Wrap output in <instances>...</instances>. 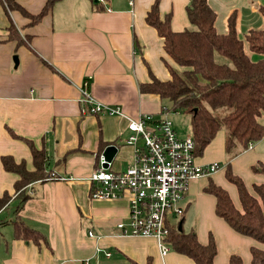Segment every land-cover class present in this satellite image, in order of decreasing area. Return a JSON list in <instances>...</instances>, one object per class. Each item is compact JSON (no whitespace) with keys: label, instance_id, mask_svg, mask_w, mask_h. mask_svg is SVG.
Instances as JSON below:
<instances>
[{"label":"crops","instance_id":"1","mask_svg":"<svg viewBox=\"0 0 264 264\" xmlns=\"http://www.w3.org/2000/svg\"><path fill=\"white\" fill-rule=\"evenodd\" d=\"M15 1L31 15H37L46 3ZM154 1L59 0L34 22L0 3V158L12 156L31 170V154L23 140L27 139L37 149H45L47 170L61 178L27 186L28 198L19 210L13 196L0 211V264H130L131 260L146 264L149 259L152 264H194L170 250L161 257L152 238L120 234L116 225L127 220L129 195L105 200L89 195V178L99 159L104 161L105 149H116L108 162L116 172L131 164L134 148L127 144L126 119L86 112L80 92L84 82L87 95L118 106L125 117L151 115L159 119L168 113L158 96L138 89L151 76L168 80L165 62L182 71L165 54L163 39L145 22ZM190 2L158 0L159 15L170 16L172 31L195 30L186 14ZM207 2L215 13L216 33L225 34L228 18L235 15L236 35L244 42V51L251 61L259 60V55L248 50L244 37L251 30H264L259 11L264 0ZM214 59L228 63L218 54ZM187 120L189 124L188 116ZM258 122L264 126V115ZM257 162L264 163V138L230 160L232 172L250 192L252 185L264 184V175L251 172ZM196 163H218L221 168L190 181L184 222L186 215L187 224L196 222L195 233L201 244L207 243L209 234L213 236L217 247L213 264H226L231 255L251 264L250 248L264 246L232 231L216 216L213 196L203 191L211 178L239 209L236 189L224 177L223 131L197 156ZM15 179L16 175L4 171L0 162V195L13 194ZM17 216L44 239L38 243L14 239L10 223ZM105 252L110 253L109 258Z\"/></svg>","mask_w":264,"mask_h":264},{"label":"trees","instance_id":"2","mask_svg":"<svg viewBox=\"0 0 264 264\" xmlns=\"http://www.w3.org/2000/svg\"><path fill=\"white\" fill-rule=\"evenodd\" d=\"M57 1L46 0L37 15L29 14L15 0H0V3L5 9L18 11L34 22ZM259 11L264 17V8H259ZM186 14L195 30L174 32L170 28V16L160 17L158 0L151 5L145 22L163 39L165 54L182 71L165 62L170 78L160 81L151 76L147 83L138 85L139 92L158 96L166 103L168 112L188 116L195 156H201L216 134L223 131L226 154L224 177L236 189L239 209L229 193L211 178L203 191L213 196L216 216L232 231L264 246V184L252 185L250 192L230 166L231 159L250 144L264 138V126L258 122L264 115V30H251L244 37L248 50L260 56L259 60L251 61L244 51V42L236 35L235 15L228 18L227 31L220 35L214 29L215 13L207 0H191ZM215 54L228 63L216 62ZM23 140L31 154L32 169L28 170L24 161L16 162L12 156L0 158L3 170L16 175L13 194L3 192L0 195V211L7 207L13 196L18 201L16 210H19L28 198L25 188L35 182H43L51 175L46 168L45 149H37L29 140ZM102 146L100 141L99 147ZM251 172L264 175V163L253 164ZM184 213L180 217L182 231H178L177 222L166 239L170 250L186 256L194 264H213L217 254L213 236L209 234L207 243L201 244L193 229L184 232ZM10 224L16 240L38 243L44 239L41 233L25 225L18 216ZM249 253L251 264H264V248L251 247ZM129 262L137 264L132 260ZM146 264H152L151 260ZM226 264L243 263L240 256L231 255Z\"/></svg>","mask_w":264,"mask_h":264},{"label":"built area","instance_id":"3","mask_svg":"<svg viewBox=\"0 0 264 264\" xmlns=\"http://www.w3.org/2000/svg\"><path fill=\"white\" fill-rule=\"evenodd\" d=\"M86 85L84 82L80 91L86 112L126 119L127 144L134 148L133 160L124 171H111L109 163L104 168L105 162L99 159L89 178L90 198L105 200L129 195L127 220L117 223L116 228L123 236L154 239L160 256L165 257L170 250L166 241L170 229L184 213L188 184L212 175L221 165H198L192 135L179 137L165 114L159 119L151 115L125 117L118 106L103 104L87 95ZM56 179L61 178L54 174L48 178ZM104 255L110 257L108 252Z\"/></svg>","mask_w":264,"mask_h":264},{"label":"rangeland","instance_id":"4","mask_svg":"<svg viewBox=\"0 0 264 264\" xmlns=\"http://www.w3.org/2000/svg\"><path fill=\"white\" fill-rule=\"evenodd\" d=\"M166 117H168V121L171 123L173 129L177 132V134H179L180 137H185L188 135L189 133V124H188V120H187V116L181 113H173V112H168L166 115ZM127 138V137H126ZM138 146H141V143L138 144ZM220 172V171H218ZM16 205H18V201L16 200ZM13 206H11L10 208V212L12 213L13 211ZM179 218L177 219V222H179ZM188 218L187 215L185 217V222L183 224V230L188 231L190 228L193 229L194 232H196V222L194 221V223H189L187 224ZM4 225H2L3 227ZM172 250H170L171 252Z\"/></svg>","mask_w":264,"mask_h":264},{"label":"water","instance_id":"5","mask_svg":"<svg viewBox=\"0 0 264 264\" xmlns=\"http://www.w3.org/2000/svg\"><path fill=\"white\" fill-rule=\"evenodd\" d=\"M115 152H116V149L113 146L107 147L105 149L104 153L102 154V156L104 157V162H105L104 166H107L108 162L114 157ZM177 229L179 232L182 231V220L178 222Z\"/></svg>","mask_w":264,"mask_h":264}]
</instances>
